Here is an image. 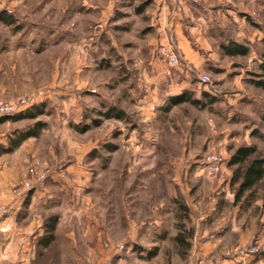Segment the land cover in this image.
<instances>
[{"label": "rangeland", "instance_id": "rangeland-1", "mask_svg": "<svg viewBox=\"0 0 264 264\" xmlns=\"http://www.w3.org/2000/svg\"><path fill=\"white\" fill-rule=\"evenodd\" d=\"M212 1L226 11L221 35L227 39L199 48L200 54L221 66L201 74L170 34L156 50L158 55L169 51L168 44L173 42L189 67L185 70H193V81L201 84L193 96L205 105L174 104L171 97L162 95L160 104L140 109L139 98L150 96L145 88L135 95L124 94L134 79L135 88L142 85L139 77H132L134 63L110 58L112 39L128 52L129 37L113 31L114 24L99 26L106 16L98 6L106 0H0V16L15 22L0 20V38L5 42L18 39L28 46L0 55V100H31L14 117L0 121L4 153L11 141L42 123L38 135L24 139L15 154H4V177L10 179L15 171L19 176L9 188L4 186V203L0 204L10 206L47 186L55 197L38 217L42 229L49 218L57 217L55 239L42 254L36 245L32 264L84 261L76 251L75 235L76 230L83 235L86 231L75 219L74 209L76 214L81 210L92 213L102 233L120 240L127 212L140 221L153 217L171 229L177 224L173 217L180 214L173 198L177 205L187 201L198 215L196 222L190 218L188 229L200 225L206 207L210 215L236 213L242 216L237 224L243 236V244L236 248L264 246V179L238 205L230 201L237 184L232 188L227 182L235 168L228 161L238 147L254 145L264 157V89L254 84L262 79L258 65L264 53V0ZM232 41L249 47L248 55L227 56L222 45ZM223 64L232 68L230 74ZM205 93L218 100L209 103ZM28 111L39 114L22 118ZM209 154L223 158L216 172L203 167ZM68 166L76 168V173L69 174ZM55 172L67 173L62 175L67 180L60 181L71 184L68 190L53 178ZM44 174L41 184L24 190ZM210 199L217 200L213 207L208 205ZM194 246L199 252L198 238ZM189 260L190 253L184 264ZM94 264H112V257L99 258Z\"/></svg>", "mask_w": 264, "mask_h": 264}, {"label": "crops", "instance_id": "crops-1", "mask_svg": "<svg viewBox=\"0 0 264 264\" xmlns=\"http://www.w3.org/2000/svg\"><path fill=\"white\" fill-rule=\"evenodd\" d=\"M217 4L220 3L212 0H106L105 5L101 3L98 6L102 16H106V21L101 20L99 26L105 23L114 24L113 31H122L129 37L125 45L130 49L128 52L122 51L112 39L111 46L114 52L110 54V58L114 56L116 62L134 63L136 71L132 77H139L142 85L137 84L139 88H135L134 79L133 85H129L124 94L135 95L138 90L145 88L150 96L139 98L140 109L146 108L148 104H160L162 95L172 97L187 90L199 92L198 89L201 87L200 82L193 81L196 79L193 70H173L171 74H165L164 63L156 50L166 41L168 34L175 38L180 52L189 64L193 68H199L201 74L206 73L210 67L221 66L218 63L213 64L214 60L210 56L204 55L203 52L200 54L203 50L199 48L211 47L217 40L221 44L222 40L227 39L225 37L223 39L221 35V30L226 27V11ZM25 47L28 48L27 44L21 43L18 39L5 42L0 38L1 56L21 51ZM222 68L228 74L232 72L228 65L223 64ZM2 135L0 132V203H4L2 195L4 186L9 188L19 176L18 171L14 173L11 171L10 179L4 177L3 156L8 153L15 154L18 151L16 149L22 144L8 150L10 145L6 147L4 153ZM75 169L68 166L67 171L69 174H75ZM63 174L67 173L55 172L53 178L66 181ZM227 182L233 188L232 179H228ZM61 183L63 190H68L67 186H71ZM52 193L48 186L41 191L36 190L24 199L12 202L8 214L0 218V264L33 263L36 242L43 234L41 219L38 217L55 202ZM170 200L177 207L176 210L180 211L177 218L174 216L172 219L176 225L173 224L174 226L169 229L153 217L148 221L135 220L127 212L124 233L120 240L113 238L111 233H102V227L92 213L81 210L76 214L74 209L75 219H78L86 231L84 235L82 231L77 233V230L76 235L74 234L78 240L76 251L80 255V261L84 259L79 263L77 261V264H94L105 256L112 257V264H184L185 257L192 251H197L201 255L202 264H264V246L257 252L249 254L244 253L246 250L244 247L236 248L237 245L243 244L242 231L237 224L242 218L240 214L210 215V209L206 207L200 225L188 229L187 223L190 218H194L196 222L198 215L192 207L190 209L187 201L181 206L180 203L176 204V199ZM230 201L232 205L241 202L235 203V198ZM215 202L217 200L210 199L208 205L213 207L216 205ZM196 238L199 252L194 246ZM120 243L124 245L123 249L118 248Z\"/></svg>", "mask_w": 264, "mask_h": 264}, {"label": "trees", "instance_id": "trees-1", "mask_svg": "<svg viewBox=\"0 0 264 264\" xmlns=\"http://www.w3.org/2000/svg\"><path fill=\"white\" fill-rule=\"evenodd\" d=\"M0 20L6 24H14L13 18H7L0 16ZM264 45V39H263ZM224 53L229 57H238V56H247L249 53V47L246 45L230 42L228 45H222ZM263 59L259 63V74L261 80L254 82L257 87L264 89V53L262 54ZM204 95H207L206 93ZM209 96V103H215L218 100V97L215 95ZM171 102L174 104H180L182 102H189L197 106H204L203 99L194 97L192 91H185L179 95L172 96ZM21 114V113H20ZM39 113L28 111L23 114L22 118H36ZM121 117V115H119ZM3 120V119H2ZM41 122H37L36 125L27 130L26 133L21 135L19 138L12 141L11 146L8 150H12L15 147H18L21 142L32 136H37L39 131V126ZM229 167L234 168V174L232 178V185L237 184V189L235 192V203L241 201L246 192L254 193L256 185L264 179V157L260 156L256 146H240L238 147L231 155L228 161ZM183 206V205H181ZM185 207V206H184ZM57 217L53 216L47 220V223L43 227V234L38 238L37 244L40 246L41 250L38 251V254H42L43 250L50 248L51 243L55 239Z\"/></svg>", "mask_w": 264, "mask_h": 264}, {"label": "built area", "instance_id": "built-area-1", "mask_svg": "<svg viewBox=\"0 0 264 264\" xmlns=\"http://www.w3.org/2000/svg\"><path fill=\"white\" fill-rule=\"evenodd\" d=\"M167 48L169 49V51L159 52V57L164 63L165 74H171L173 70L189 69L188 65L185 64V61L182 60V58H180V55L177 53L175 47H173V42L169 43ZM204 80L202 81L204 82ZM30 103L31 100H24V99L17 102L0 100V120L9 118L14 114L21 112ZM222 162H223L222 157L218 155L209 154L205 158V163H203L204 164L203 167L209 171L216 172L220 169V165L222 164ZM44 179H45V174L38 176L34 182L27 184V187H25L24 190L31 191L32 189H34L36 185L41 184L44 181ZM8 212H9V206L0 204V218L5 217ZM120 248L123 249L124 245L122 244ZM257 251L258 250L254 248L246 249L244 253L249 254V253H255ZM197 255H198L197 251H192L190 253V260L188 261L187 264H202V259ZM108 261L110 260L108 259Z\"/></svg>", "mask_w": 264, "mask_h": 264}]
</instances>
